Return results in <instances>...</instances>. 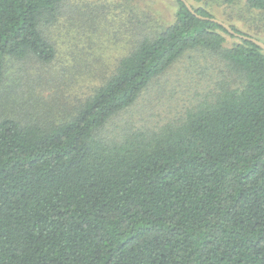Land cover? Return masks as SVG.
Segmentation results:
<instances>
[{
	"label": "trees",
	"instance_id": "1",
	"mask_svg": "<svg viewBox=\"0 0 264 264\" xmlns=\"http://www.w3.org/2000/svg\"><path fill=\"white\" fill-rule=\"evenodd\" d=\"M60 1L0 0V84L7 59H54L39 24ZM175 1L173 21L156 22L66 115L0 119V264H264V50L239 37L225 46L234 35L192 4L202 0H187L194 12ZM246 4L264 13V0ZM192 49L238 84L179 123L100 136Z\"/></svg>",
	"mask_w": 264,
	"mask_h": 264
},
{
	"label": "rangeland",
	"instance_id": "2",
	"mask_svg": "<svg viewBox=\"0 0 264 264\" xmlns=\"http://www.w3.org/2000/svg\"><path fill=\"white\" fill-rule=\"evenodd\" d=\"M192 4L264 41V13L248 8L246 0ZM176 8L175 0H61L55 19L39 24L54 47V59L48 63L7 59L0 84V119L12 116L47 123L66 115L93 94L137 40L154 30L156 22H172ZM225 40V46H230L238 37L225 34ZM238 82L217 55L187 50L152 79L133 104L112 116L99 134L120 140L130 133L179 123L187 111Z\"/></svg>",
	"mask_w": 264,
	"mask_h": 264
},
{
	"label": "water",
	"instance_id": "3",
	"mask_svg": "<svg viewBox=\"0 0 264 264\" xmlns=\"http://www.w3.org/2000/svg\"><path fill=\"white\" fill-rule=\"evenodd\" d=\"M185 3V5L190 9V11L194 12L193 11V8L191 7L190 3L187 1V0H181ZM199 17H201L199 15ZM202 18H205V17H202ZM212 21L214 22H217L219 24H221L224 28L227 29V31L236 36V37H239V38H243V39H246V40H250L251 42L255 43L256 45H258L259 47H261L263 50H264V41L263 40H260L258 38H255L253 36H248V35H245V34H240L236 31H234L229 24H227L226 22H223L222 20L218 19V18H211Z\"/></svg>",
	"mask_w": 264,
	"mask_h": 264
}]
</instances>
